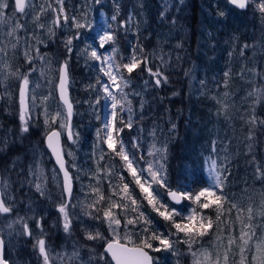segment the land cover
Masks as SVG:
<instances>
[{
    "label": "rangeland",
    "instance_id": "rangeland-1",
    "mask_svg": "<svg viewBox=\"0 0 264 264\" xmlns=\"http://www.w3.org/2000/svg\"><path fill=\"white\" fill-rule=\"evenodd\" d=\"M121 1H107L112 7V13L108 15V20L110 21L108 23L105 10L100 5L95 4L93 0H65L66 7L63 6V14L69 17V22L64 24L63 19H61V26L55 27L53 20L57 15H62L59 11L61 5L57 3V0H30L32 8L27 9L28 15L16 14L14 16V19H18L25 26V31L19 33L21 40L15 50L11 47L15 41L5 35L8 30L7 27L0 26V46H4L7 51V56L3 57V59L11 65V70L16 71L19 69L20 73H27L30 67L37 69V71L29 76L28 96L32 120L29 123V131L26 133L21 134L20 132V107L17 101V88L20 79L10 76L6 81L0 82V177L8 180V192L13 201V211L9 214H0V236L4 242V259L8 261V264H43V258L39 254L38 248L34 247L36 240L41 236V230L36 228L35 222L41 217L43 218V238L46 241L47 248L50 250V255L55 257L57 253H60L65 257L63 261L56 260L55 264H89V261L90 264H103V261H100L99 257L101 253H104L102 244L105 239L87 240L84 229L93 232L99 230L107 239L112 238L111 234L105 223L92 220L83 214L85 205L95 199L91 195V190L87 185L90 176L92 177L98 166L104 169L109 167L108 162L100 159L101 149L107 147L104 144H98L97 141L96 133L97 129L101 127V120H98L97 126L93 128L91 134L92 137L89 144L91 164L83 166L76 162L72 152L75 155L80 152L78 142L72 144V142L67 140L66 136L62 135L65 162L72 176L73 191L70 203L71 205H75L74 208L70 206L68 209L72 216V228L69 233H65L62 226V217L57 211V205L63 201L60 188V175L47 149L43 145L42 137L46 132L43 113L45 107L51 114L57 111L63 112V107L55 94V81L59 65L68 56L64 42L69 36L73 35V32H76V29L72 26L71 17L76 16L80 18L84 13H87L89 22H94V31L80 29L82 38L79 41L73 40L77 45L79 55L88 59L85 55L81 54V50L85 47V42H90L93 47H97L95 41L91 38L88 39V35L96 36L98 32L109 24H111L115 31L120 33L123 31L122 28L127 27L126 24L131 22L128 10L121 15L119 10V3ZM195 2L196 5L198 4L199 9L204 11H199L200 15H202L201 21L204 18L207 22L217 20L218 16L215 12L217 10L223 13L229 12L228 6L225 2L223 4L222 0H195ZM130 3L136 4L140 8L139 13L144 11L139 0H130ZM42 8L44 9L43 12H41ZM7 12L10 16L12 15L11 8ZM212 12L215 13L211 14ZM36 14H39V24L44 25L43 28L37 27L36 22L33 21V16ZM112 15L117 16L116 21H111L110 17ZM243 17H247V15L243 14ZM11 23L12 21H9V26H11ZM50 28L55 31L54 36H49ZM203 28L202 25L193 28L194 44L182 43L181 38L183 36L177 37L173 41L170 40L176 28L166 27L156 30V41H159L158 43L163 42L148 49L149 66L152 67L153 71L159 68L168 79L169 75L165 74V67L167 64L171 63L172 65L174 63L176 66L170 65L168 70L172 68L180 70L182 87L183 83L186 84L185 88L191 87L193 75L203 67L201 58L196 59L197 54L195 53V49L198 47L204 49L205 45L210 46L212 44L210 36H208L210 33L207 34L206 32L203 35L201 31ZM248 30L251 38L248 43H245L248 46V50H246V58L241 62L243 65L240 68V72H244V69L246 71L244 72L246 76L242 88L240 90H229L226 83L223 82L209 86L205 81H200L198 83L200 86L193 84V88L190 89L204 99L208 105V110L212 114V119L208 123H203V125L207 124L204 127L206 135L203 140L199 141L197 147V152L202 159L203 178L206 177L212 160H215L218 165L221 162V164L228 166L230 158H233L234 154L239 156L240 153L239 157L241 158L242 155L247 153L245 155V162L247 161L251 167L248 170L245 167V170L240 173L241 177L230 188L227 196L232 203L238 204L244 210L241 217L245 223H248L246 219L248 215L247 209L249 207L253 209L252 223L255 226V238L250 242V250L246 252L249 264H251L256 243L264 239V216L260 215L261 212H264V178H258V164L254 162V159L256 160L255 156L259 157L263 151L264 136L254 138L253 131L256 125H250L248 126L246 139L243 137V149L233 148L229 138L232 137V129L235 126L234 119L238 118V115L242 117V114L247 111L250 114L249 116H253L256 107L263 110L262 115L264 114V97L258 99L257 96L258 92L264 91V16L256 17L254 24H251ZM151 31L152 29H147L146 33L148 36L151 33L153 37V32ZM139 34L142 36V31H139ZM37 39L42 40L43 43L36 44ZM26 41L29 45L39 47L40 53L45 56L44 61L36 59L34 65L26 63L23 55ZM93 62L98 66L99 70L101 66L100 62ZM126 62L127 58L124 60V63ZM41 72H43V75H41ZM186 77L187 82L184 80ZM100 78L102 81L107 80L102 73ZM162 83L164 82L162 81ZM33 95L36 97L35 107L31 106L30 97ZM45 97L48 98L47 101L41 103ZM107 104V101H101L100 103L98 110L101 118H104L108 113ZM260 104H263V106L259 107L258 105ZM225 105H227L226 109ZM235 110L238 112L236 113ZM71 126L73 131L77 132L75 126L73 124ZM53 127H58V125H53ZM229 132L231 134L227 138L226 136ZM73 145L74 147L72 148ZM258 145L260 146L258 147ZM7 147H10L11 151L16 152L7 153ZM236 151H239V153H236ZM68 152H71L72 155H68ZM82 152L80 153L82 154ZM260 170L264 172V167H261ZM33 171L35 175H33ZM41 173L46 179L47 196H41L34 187L35 183L40 182L37 177ZM53 177H56V179ZM92 180L95 183L93 178ZM171 206L182 208L181 205ZM225 208H227V205H225ZM182 210L186 212L187 208H182ZM215 215V210H213L214 220ZM17 217L28 219L29 227L32 229L31 236L22 234L20 224H15L11 229L9 228V225ZM226 219L233 221L232 234L239 237L240 224L236 221V211L233 210L230 217H221L222 221ZM220 229H223V232ZM228 233L229 229L225 227L224 223H220L217 225L216 231L204 237L195 247L208 249L213 252L219 249L222 252L223 249L220 248L217 236L222 235L227 237ZM121 234H123V228H121ZM224 242L226 243V240ZM74 251H78L79 259H67V256H70ZM151 254L154 257H159L160 264L173 263L175 257H178V264H192L193 260L192 256L188 254L187 245L176 249L175 254L170 252ZM239 259V249L234 247L232 254H230L229 264H239Z\"/></svg>",
    "mask_w": 264,
    "mask_h": 264
},
{
    "label": "snow or ice",
    "instance_id": "snow-or-ice-1",
    "mask_svg": "<svg viewBox=\"0 0 264 264\" xmlns=\"http://www.w3.org/2000/svg\"><path fill=\"white\" fill-rule=\"evenodd\" d=\"M93 2L98 5L102 4V0H93ZM57 3L61 5L59 11L62 15L55 17L53 25L60 27L61 19H63L64 24H67L69 17L63 14V0H57ZM228 3L239 9H245L249 3H255L258 11L264 16V0H259L258 3L257 0H228ZM9 8L12 9L11 16L7 12ZM30 8H32L30 0H11V3L10 0H0V26L7 27L8 30L5 35L15 41L11 45L13 50L20 43L21 36L19 33L25 31L24 24L20 23L18 19H14V16L16 14L28 15L27 9ZM43 11L42 8L41 12ZM219 15L223 16L225 13L220 12ZM110 19L116 21L117 16L112 15ZM9 21H12L11 26H9ZM33 21L36 22L37 27H44V25L39 24V14L33 16ZM71 23L76 32L74 36H69L64 42L68 53L73 50V40L82 38L80 29L95 30L94 22H89L87 13H84L80 18L71 17ZM54 35L55 31L50 28L49 36ZM91 39L96 42L97 47H93L92 43L86 41L81 54L85 55L88 60L100 62L99 71L107 78L106 81H102L98 76L96 84L89 86L96 92L94 106H99L101 101L108 102L106 105L108 113L104 118H101L99 111L94 107L96 118L101 120V127L97 129L96 133L97 141L98 144L106 145V154L113 159L118 157L120 163L119 170H115L112 166L107 169L97 167L92 174L96 186L89 185L91 195L95 199L85 205L83 209L85 216L105 223L112 237L107 239L99 230L93 232L84 229L87 240H106L104 253H101L99 257L100 261H103V264H113V262L114 264H160L159 257H154L151 253L170 252L175 254L176 245L184 243L187 245L188 254L193 258L192 264H229L230 254H232L234 247L239 249V264H249L246 252L250 250V242L255 238V226L252 223L253 209L251 207L247 209L246 219L248 223H245L241 217L244 210L238 204L232 203L224 193V182L226 180L224 172L227 171L225 165H218L215 160H212L205 178L197 177L196 173L193 172V179L188 180L186 177L185 183L179 184L174 189L170 185L167 174L166 146L158 148L155 144H152L149 147L147 156H145L139 154L142 145L137 138H133L129 143L121 135L125 129L133 127L131 101L128 99L129 93L125 91L129 87L132 74L137 69H141L143 65L142 70L155 79L156 86H159L162 81L166 83L167 77L163 75L159 68L153 71L152 67L149 66V58L142 55L143 49L139 46L133 48L132 54L127 58L126 63L117 62L115 54L118 50L112 47L117 38L111 24L98 32L96 36H92ZM40 43H43V41L37 39L36 44ZM106 46L111 47V53L107 51ZM245 47L248 46L245 45ZM23 55L26 63L31 65H34L36 59L45 60V56L40 53L39 47L29 45L27 41ZM6 56L5 47L0 46V82L6 81L10 76L21 81L19 119L21 122L20 132L23 134L29 131V123L32 120L28 96L29 76L37 69L30 67L27 73H20L19 69L12 71L11 65L3 59ZM59 72L58 88L64 110L63 112L57 111L51 114L45 107L43 114L46 129V147L55 156L59 171L63 173V182L60 184L63 201L57 205V211L62 217L64 232L69 233L72 228V216L68 209L70 206L74 208L75 205L70 203L73 191L72 176L63 158L64 149L61 138L62 135L66 136L68 141L76 144L79 134L74 132L71 126L73 105L66 95L68 83L67 60L61 65ZM41 75H43V72H41ZM227 75L228 73H225V76ZM257 96L258 99L264 97V91L258 92ZM30 99L31 106L35 107L36 97L33 95ZM47 99L45 97L41 103L46 102ZM224 107L226 109L227 105ZM249 122L255 124L257 122L256 117L253 116ZM260 123L264 124V121H260ZM53 125H58V127H53ZM173 128H175V125H173ZM68 155L71 156L72 153L68 152ZM104 158L105 150L101 149L100 159L103 160ZM122 172H126L131 180L125 182V176L121 174ZM257 173L258 178H264V172H261L259 166L257 167ZM33 175H35L34 171ZM53 178L56 179V177ZM37 179L40 182L34 184L35 190L41 196H47L46 179L43 174L41 173ZM104 180L108 182L109 194L107 196L101 189ZM114 180L115 183H113ZM197 183H203L205 186L198 189L193 188L192 185ZM130 184L133 187H130ZM8 187V180L0 177V214H9L13 211V201L9 196ZM134 189H139L138 193L134 194ZM165 194L170 203L164 202ZM137 196L141 199H137ZM170 204L181 205L182 208H187V211L170 206ZM189 205L191 206L189 207ZM225 205H227V208H225ZM145 207H150L153 213L171 226L167 233L158 229L153 230L155 224L150 214H146L142 210ZM205 210H215V220L207 215ZM233 210L236 211V221L240 224L239 237L232 234L233 221L231 219L221 220L222 216L230 217ZM260 215L264 216V212H261ZM42 219L41 217L35 222L36 228L41 230V236L36 240L34 247L38 248L39 254L43 258V264H55L56 260L63 261L65 257L60 253H57L55 257L50 255V250L43 238ZM220 223H224L225 227L229 229L227 237L217 236V241L223 251L217 249L213 252L208 249L196 248L195 246L204 237L216 231L217 225ZM15 224L21 225L23 235H32V229L29 227L27 218L17 217L9 225V228L11 229ZM121 228H123V234H121ZM220 231L223 232V229H220ZM2 246L3 239L0 238V249H2ZM106 257H110V260ZM67 259H79L78 251H74L70 256H67ZM0 264H8L2 254H0ZM251 264H264V239L256 243Z\"/></svg>",
    "mask_w": 264,
    "mask_h": 264
},
{
    "label": "trees",
    "instance_id": "trees-1",
    "mask_svg": "<svg viewBox=\"0 0 264 264\" xmlns=\"http://www.w3.org/2000/svg\"><path fill=\"white\" fill-rule=\"evenodd\" d=\"M107 1L103 0L102 4L99 5L105 10L108 20V15L112 13V7ZM139 2L144 9L141 13L138 12L140 8L136 4H131L130 0H122L119 3L121 15L128 10L131 22L126 24L127 27L122 28V32L118 33L115 31L117 39L112 47L118 50L115 54L117 62L122 61L121 63H124L125 58L132 54V50L136 46L143 49L142 55L148 56L149 48L163 42L158 43L159 41L155 39V32L159 28H176L173 36L170 37L171 39L169 38L170 40L173 41L177 37L183 36L182 40L180 39L182 43L194 44L193 28L202 25L204 27L201 30L203 35L206 32L207 34L210 33L208 36H210V42L212 43L210 46L205 45L204 49L201 47L195 49L196 59L201 58L203 67L193 75L191 87L185 88V83H183L182 87L181 71L174 68L168 70L170 63L165 67V74L169 75L166 83L156 86L155 79L142 70V65L141 69H137L132 74L129 87L125 89L129 93L128 99L131 101L133 127L125 129L121 135L129 143L133 138H137L142 145L139 154L145 156H147L149 147L152 144H155L158 148L166 146L167 174L171 187L175 189L179 184L185 183L186 177L188 180L193 179V172L196 173L197 177L203 178L202 159L197 152V147L199 141L203 140L206 135L204 127L207 124L203 125V123H208L212 119L211 111L208 110V105L204 99L198 93L191 91L190 88H193V84L199 85L200 81H205L209 86L223 82L226 83L229 90H240L242 88L246 76L244 72L246 71L244 69V72H240V68L243 65L241 62L246 58V50H248L245 47V43H248L251 38V35L248 34V29L251 24H254L256 17L261 16V13L255 3H249L245 9H237L226 0H222L223 4L225 2L228 6L229 12H225V15L221 16L219 15L221 11L217 10L215 12L218 19L207 22L205 18L201 21L202 15H200L199 11H204L199 9L195 0H139ZM258 2L259 0H257ZM243 14H246L247 17H243ZM147 29H152L151 32H153L154 39L151 33L148 36L146 33ZM139 31H142V36ZM74 35L75 32H73L72 36ZM91 37V34L88 35V39ZM106 48L111 53V47L106 46ZM72 49V52L68 53L66 57L68 61L67 88L73 105L71 124L75 126L79 134L78 147L80 152L83 151L82 154L78 152L79 154L77 153V155L74 152L72 153L74 154V160L85 166L92 163L89 144L92 130L97 126L98 122L94 107L97 110L100 107V105H93L96 100V92L89 86L96 84L97 77H101V73L92 60L79 55L75 42L72 44ZM171 66H176V64L173 63ZM225 73H228V75L225 76ZM184 80L187 82V77ZM200 93L202 94V92ZM258 106L262 107L263 104ZM235 111L236 113L238 112L237 110ZM262 111L258 107L255 108L253 114L257 121L255 124L249 122L253 116H249L250 114L247 111L242 114V117L238 115V118L234 119L235 126L232 129V137H230L231 132L226 136L227 138L230 137L229 141H231L233 148H244L243 137L247 136L248 126L250 125H256L253 131L254 138L264 136V124L260 123V121H264ZM173 125H175V128H173ZM9 148L7 147L6 149L7 153L16 152L11 151ZM104 150L105 158L103 161L108 162V165L115 170H119V158L113 159L108 156L106 154L107 147ZM236 153H239V151H236ZM245 155L247 153L240 158V153L239 156L234 154L233 158H230L228 166L224 164L227 169L224 172L226 176L224 193L226 195L238 178L241 177L240 173L245 170V167H247L246 170L251 167L247 161L245 162ZM255 158V164L260 165V168L264 167V148L261 155L259 157L255 156ZM121 174L125 176V182L131 180V177L126 172ZM115 182L114 180L113 183ZM90 184L93 187L96 186V182H93L91 176L87 182L88 186ZM203 185V183H197L193 184L192 187L198 189ZM130 187H133V185L130 184ZM101 189L106 196L109 191L107 180L103 181ZM138 191L139 189H134V194L138 193ZM136 198L141 199L139 196ZM164 202L170 203L165 195ZM142 210L146 214H150L153 219L155 224V229L153 230L158 229L167 233L171 227L167 222L153 213L150 207H145ZM205 211L207 215L214 219L213 210ZM184 246H186L184 243H178L176 249ZM177 261L178 257H175V261L168 264H178L179 261Z\"/></svg>",
    "mask_w": 264,
    "mask_h": 264
},
{
    "label": "water",
    "instance_id": "water-1",
    "mask_svg": "<svg viewBox=\"0 0 264 264\" xmlns=\"http://www.w3.org/2000/svg\"><path fill=\"white\" fill-rule=\"evenodd\" d=\"M226 1L228 2V0H226ZM232 6L235 7V8H237V7L234 6V5H232ZM237 9H239V8H237ZM62 64H63V63H61V64L59 65L58 69H57V75H56V81H55V94H56V97H57L58 101L60 102V104L62 105L63 110H64L63 101L60 99V92H59V88H58V85H59V75H60L59 70H60V67H61ZM20 86H21V81H20V83H19V85H18V88H17V101H18L19 107H20V95H19ZM66 95H67V98L70 100V97H69V94H68V88H67V87H66ZM70 101H71V100H70ZM71 103H72V102H71ZM72 116H73V115H72ZM71 120H72V117H71ZM45 133H46V132H45ZM45 133L43 134V137H42V139H43V145H44V147L47 149V151H48V153H49V155H50V157H51V159H52V161H53L55 167L57 168V170H58V172H59V175H60V180H61V183H62V182H63V173L59 171V165L56 163V158H55V156H53V155L51 154V151L46 147ZM63 158H64V157H63ZM64 160H65V159H64ZM165 196H166V194H165ZM0 238H2V237L0 236ZM109 239H111V238H109ZM121 242H123V241H121ZM105 244H106V240H105L104 243L102 244V250H103V251H104ZM0 254H2V256H3V258H4V242H3L2 249H0ZM108 259L110 260V257H108ZM113 264H114V262H113Z\"/></svg>",
    "mask_w": 264,
    "mask_h": 264
},
{
    "label": "flooded vegetation",
    "instance_id": "flooded-vegetation-1",
    "mask_svg": "<svg viewBox=\"0 0 264 264\" xmlns=\"http://www.w3.org/2000/svg\"><path fill=\"white\" fill-rule=\"evenodd\" d=\"M63 4H64L63 6H64V7H66V5H65V0H63ZM66 52L68 53V51H67V50H66Z\"/></svg>",
    "mask_w": 264,
    "mask_h": 264
}]
</instances>
